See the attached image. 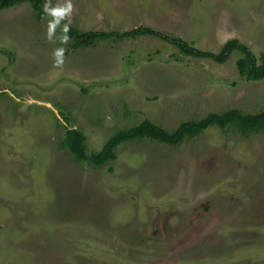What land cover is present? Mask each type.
Instances as JSON below:
<instances>
[{"label":"rangeland","instance_id":"rangeland-1","mask_svg":"<svg viewBox=\"0 0 264 264\" xmlns=\"http://www.w3.org/2000/svg\"><path fill=\"white\" fill-rule=\"evenodd\" d=\"M80 33L143 27L218 53L264 52V0H46ZM184 56L152 36L75 48L30 4L0 10V264H264V130L209 128L175 146L125 142L145 120L175 131L232 109L264 110V80Z\"/></svg>","mask_w":264,"mask_h":264},{"label":"trees","instance_id":"trees-1","mask_svg":"<svg viewBox=\"0 0 264 264\" xmlns=\"http://www.w3.org/2000/svg\"><path fill=\"white\" fill-rule=\"evenodd\" d=\"M22 3L30 4L32 10L36 13L38 22L43 19H49L59 28L63 35L74 41L75 48L93 46L97 41L110 38L125 39L152 36L173 45L184 56L210 60L216 64L226 63L233 52H238L241 54V58L236 62L239 75L247 81L264 80V52L256 58L247 46L235 39L226 42L218 53H212L196 49L180 38H170L150 28L140 27L122 34L104 32L80 33L65 19L54 14L46 0H0V10L12 8ZM212 127L221 130L233 128L240 135L246 137L249 134L264 130V110L258 114H243L236 109L222 114H209L199 121L183 122L173 132H167L145 120L135 127L117 132L97 154L90 156L86 154L85 137L82 133L76 129H69L66 131L63 146L74 155L76 160L89 161L94 167L99 168L106 162L114 160L116 148L125 142L151 139L162 144L175 146L184 140L201 135Z\"/></svg>","mask_w":264,"mask_h":264}]
</instances>
